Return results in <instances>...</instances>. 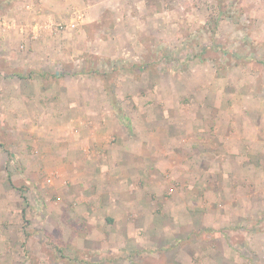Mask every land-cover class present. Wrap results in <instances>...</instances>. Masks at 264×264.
<instances>
[{
    "label": "rangeland",
    "instance_id": "374dc122",
    "mask_svg": "<svg viewBox=\"0 0 264 264\" xmlns=\"http://www.w3.org/2000/svg\"><path fill=\"white\" fill-rule=\"evenodd\" d=\"M19 1L0 0V8L17 10ZM110 2L103 12L94 0L87 9L72 3L62 15L41 16L37 31L2 44L19 65L0 57V91L16 73L23 78L17 90L29 98L0 99V264L105 261L75 244L89 230L75 211L72 153L55 141L73 116L62 118L60 109L58 123L49 111L51 103L80 100L88 122L103 112L91 99L101 92L113 120L133 134L132 151L145 143L150 166L166 171L149 173L148 181L176 193L154 218L158 226L149 225V211L126 212L134 224L94 235H126L128 242L94 246H111L119 264L126 262L118 246L137 255V264H264V0ZM33 59L35 66L25 64ZM38 74L54 95L32 97ZM106 215L97 211L94 220Z\"/></svg>",
    "mask_w": 264,
    "mask_h": 264
},
{
    "label": "crops",
    "instance_id": "0c3cea01",
    "mask_svg": "<svg viewBox=\"0 0 264 264\" xmlns=\"http://www.w3.org/2000/svg\"><path fill=\"white\" fill-rule=\"evenodd\" d=\"M91 1L93 0H20L19 2L21 4L16 3V6L20 5V7H17V10L10 7L9 10L4 11L0 8V57H4L3 59L9 66L12 65L15 67L19 65L15 59V54L3 52L5 48L2 44L6 42L8 36L14 35L15 33L22 35V37L28 36L29 32L31 34L34 30L37 31V29H39L38 26L40 24L37 20L40 21L41 16H43V19L51 18L52 12L57 13L58 16L62 15L72 3H82V7H86L87 9ZM94 1H96V5L98 3H104L102 12L108 8L106 4L111 3L110 0ZM25 4H28V6ZM101 9L98 12L97 10H89L91 11L90 16H99L101 14ZM22 19L27 21L24 23L21 21ZM33 22H36L35 26L32 25ZM42 62L44 64L43 60ZM36 63V60L33 59L30 63L25 64L28 66L31 64L35 66ZM40 75L41 74L36 75L35 78L37 79L34 78L32 80V82L37 83V85L35 84V86L33 85V87H31L30 92L34 93L31 94L32 97L42 99L45 94H49L48 96L54 95L56 93L53 91L55 89L54 87L51 86V88L46 89L43 84H39L42 83L38 80L41 77ZM7 76L6 80L8 81L9 88H7V92L0 91V99L5 96L9 101L13 99L16 100L18 95L21 98H29V95L22 94L17 90V86L22 85L20 81H18L20 79L19 76H17L16 73H9ZM22 79L20 80L22 81ZM58 93L59 92H57V94ZM61 95H63L62 92ZM91 99L94 100V104L99 105L103 112L96 113V117H94L93 120L89 119L88 122L81 118L83 114L88 113H84L85 111L81 107L83 103L80 102V100L72 99V103H70L71 106L69 107L67 105L65 107L63 104V108L51 103L49 111L58 123L60 122V116H62L60 115V113H62L61 110L65 111H63L62 118L66 115L73 116L68 119L69 123L66 127H58L64 131V134L61 135V137L56 136L55 141L62 140V145L70 149L68 153L73 154L72 148L75 147L76 149L75 153L73 155L70 154L67 160L74 165L72 179L75 183L72 191L73 195L77 196L79 200H77L78 203H75L76 206H78L75 211L80 221L84 222V226L89 230L86 236L80 234L81 236L76 238L75 244L77 245V249L84 254L85 251L97 253L98 257L104 258L105 260L101 264H116L122 262V260H116L115 263L112 262L113 255L115 254L114 251L111 250V246H101L97 249L94 244L107 243L110 241L111 243H126L129 240L128 237L126 235L119 236L117 234H113L112 236L106 232L104 235L94 234H98L100 230L104 231L108 229L111 233L113 228L117 230L121 226L125 228L126 226H131L134 223L130 221V217L127 215L129 212L133 215H143L145 214L144 212L149 211V214H145L147 218L149 216V225L153 227L158 226L154 218L160 213V210H163V203H165L167 199H173L176 191L174 187H171L169 192L166 191L162 193L159 191L160 188H157L155 185L154 187L153 184L148 181L149 173L156 171V174H152V176H163L166 171L159 166L155 168L154 164L150 166V155L145 143H143L139 150L132 151L128 144L133 134L129 132L128 128L123 130L124 125L118 118L115 119V121L113 120L112 107L105 102L106 97H104V93H96L91 96ZM34 103H37V105L34 104L35 107L41 104V108H43L41 102L36 101ZM9 106L10 104L8 107ZM42 110L45 109L43 108ZM107 119L113 120V123H109ZM78 146L80 149H77ZM90 148L92 149L90 150ZM145 150L146 154H144ZM87 151H90L91 154H87ZM101 151L102 154H99ZM94 153H96V155ZM58 158L59 161L66 162V159H64L66 158L65 154H60ZM131 170L135 172V175L131 172L132 175L128 173V171ZM92 178L96 185H92ZM126 195H129L130 198H126ZM59 198L61 199V196ZM100 210L108 215L103 218L99 217L97 223V221L94 220V213ZM80 221H78L79 223L77 222V225L81 228L83 225ZM95 236H103L104 240L100 241L98 240L99 238L97 237L96 239ZM135 242H137V240ZM113 249L118 251L117 253L123 255L122 257L126 264H128L129 261V264L138 263L135 258L138 257L137 255L132 257V254L125 249L124 252L121 250L123 248L119 246ZM131 260L133 263H131ZM77 264L85 263L78 262Z\"/></svg>",
    "mask_w": 264,
    "mask_h": 264
},
{
    "label": "built area",
    "instance_id": "2783aa9c",
    "mask_svg": "<svg viewBox=\"0 0 264 264\" xmlns=\"http://www.w3.org/2000/svg\"><path fill=\"white\" fill-rule=\"evenodd\" d=\"M75 14H76V12H75ZM83 15H84V14H80V15L77 16V18H78V19L83 18V17H84ZM75 26H76V23H75V22H71V23H65V24H64V23H58L56 27H57L58 29L61 30V29H64V28H66V27H67V28H68V27H72V28H73V27H75Z\"/></svg>",
    "mask_w": 264,
    "mask_h": 264
}]
</instances>
